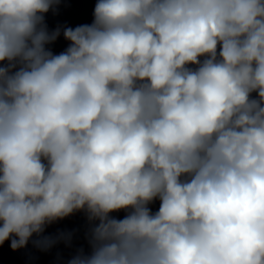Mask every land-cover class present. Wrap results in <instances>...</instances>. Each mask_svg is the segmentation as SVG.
<instances>
[{"label": "clouds", "instance_id": "clouds-1", "mask_svg": "<svg viewBox=\"0 0 264 264\" xmlns=\"http://www.w3.org/2000/svg\"><path fill=\"white\" fill-rule=\"evenodd\" d=\"M58 3L0 0V245L83 211L68 264H264V0H97L54 55Z\"/></svg>", "mask_w": 264, "mask_h": 264}]
</instances>
